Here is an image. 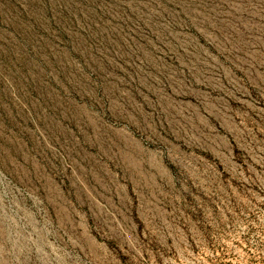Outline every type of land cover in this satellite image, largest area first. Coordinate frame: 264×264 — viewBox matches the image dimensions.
Masks as SVG:
<instances>
[{"label": "rangeland", "instance_id": "1", "mask_svg": "<svg viewBox=\"0 0 264 264\" xmlns=\"http://www.w3.org/2000/svg\"><path fill=\"white\" fill-rule=\"evenodd\" d=\"M0 264H264V0H0Z\"/></svg>", "mask_w": 264, "mask_h": 264}]
</instances>
